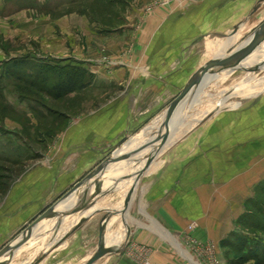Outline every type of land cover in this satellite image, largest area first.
I'll list each match as a JSON object with an SVG mask.
<instances>
[{"label": "crops", "instance_id": "crops-1", "mask_svg": "<svg viewBox=\"0 0 264 264\" xmlns=\"http://www.w3.org/2000/svg\"><path fill=\"white\" fill-rule=\"evenodd\" d=\"M13 1L0 0V78H9L2 67L4 69L14 58L35 52L41 57L51 56L87 65L106 84L99 88L101 101L95 105L86 103L84 114L74 123L70 122L65 133L58 135L56 147L40 154L44 160L33 161L14 180L4 183V193L0 195V245L3 238L18 231L32 215L51 205V199L58 195V200L93 171L124 139L127 128L145 125L147 117L152 121L162 107L166 114L176 90L174 83L179 84L186 77L178 73L184 68L179 66L176 71L173 63L189 61V51L197 60L202 58L206 31L221 32L219 36L231 41V50L243 42L249 43L256 29L264 31V0H195L190 9L181 7V19L171 27H163L160 23L168 20V13L164 16L154 11L146 13L142 25L138 21L144 11L141 5H136L131 11L136 16L124 23L120 31L115 29L111 36L101 35L93 29L88 16L33 18L28 5L16 6ZM36 11L39 12V8ZM159 27H163L161 33H157ZM125 30L133 31L134 51L139 52L143 47L145 54L133 53L129 63L104 70L99 64L102 49H123L128 42L127 37H121ZM258 46L260 51L264 48V38L253 48ZM253 54L250 53L244 62L252 63ZM262 56L261 53L253 62L251 71L252 68L264 71V65L254 67ZM262 81L264 75L259 83ZM259 91H255L260 95L255 109L261 110L258 114L261 117L256 122L261 125L264 124V88ZM0 93L9 94L2 83ZM223 114L227 115L214 114L199 119L191 128L180 129L177 125L187 122L182 112V117L173 121L170 136L146 168L134 169L133 176L120 179L123 171L119 170L117 158L112 160V165L84 181L81 186L97 179L100 173L103 191L91 199L80 220L72 219L64 227H69L71 233L65 244L57 249L70 246L67 252L71 255L72 251L81 259H87L86 262L103 250L104 254L93 264H101L99 260L109 254L107 264H134L125 261L123 254L117 256L131 240L161 255L154 264H195L192 259L201 264L181 239L191 223L196 225L191 236L197 241H213L224 246L223 240L233 230L245 201L264 179V137L252 133V120L250 133H244L238 126H245L247 119L242 123L240 118L233 116L235 112ZM0 126L22 136L14 120L2 119ZM113 141L116 144L110 152L102 154V148L105 150ZM151 153H147L145 159ZM62 156L68 157L69 161L61 160ZM111 170L115 172L110 176ZM71 203L63 201L51 217L65 212ZM82 238L85 247L81 245ZM20 248L16 244L13 251ZM57 249L53 251V257L60 254ZM175 254L183 255L186 261L172 257ZM62 259H56L52 264L75 263ZM39 264H45V261ZM219 264L227 263L223 259Z\"/></svg>", "mask_w": 264, "mask_h": 264}, {"label": "rangeland", "instance_id": "rangeland-1", "mask_svg": "<svg viewBox=\"0 0 264 264\" xmlns=\"http://www.w3.org/2000/svg\"><path fill=\"white\" fill-rule=\"evenodd\" d=\"M194 3L195 0L13 1V4L16 6L28 5L30 8V16L33 18L40 16L58 18L64 15L70 16L72 14L88 16L91 25H93V29L100 31V34L104 36H111L115 29L120 31V27L124 23H128L133 15L136 16V14H131L132 8H136V5H141L144 11V13L142 12L140 15V20L138 21L142 25L147 15L146 13L154 11L157 13L160 12V14L164 16L168 13V20H163L160 23H162L161 26L163 27H171L180 21L182 8L185 10L186 8L190 9V7L194 6ZM37 8H39V12L36 11ZM171 17L172 20H170ZM157 21L159 22L160 20ZM163 27H159L157 33H161ZM127 31L128 30H125L126 33H122L121 35L124 39L127 37L128 40L123 49L117 51H112L107 48L102 49V52L99 55L102 60L99 64H102L104 70L108 71L117 66H122V63H129L133 53L142 52L145 54L146 51L143 50V47L139 52L134 51V44L132 42L133 31ZM95 34L96 32L94 31V36ZM219 35H221V32L206 31L204 56L202 58L200 57L197 60L196 55L194 54L193 56L189 51V61H175L173 63L176 71L179 70V66L184 68V70H180L178 73H182L180 76L183 77L186 75V77H183L181 83H174V89L176 90L173 92L172 101L176 99L178 94L195 77L200 75L204 68H207L219 53H228L231 50V41H229L227 37L222 38ZM32 46L33 48L35 47V45ZM258 47L259 50H256ZM258 47L256 49L252 48L249 51L250 53H254V61H252V63L243 62L242 64L244 65H238V63L233 60L232 67L217 69L215 74L209 79L203 81L201 84V86L203 85L202 88L200 87L192 90L189 95L180 99L176 103L178 104L180 102L178 104L180 105L182 100L189 101L184 107L182 106L180 108L178 113H175L176 109L171 115L169 113V117L174 121L175 118L182 116L181 114L183 112V116L187 122L184 124H178V128H191V125H195L197 123L196 121L199 119L208 118L214 114H221L224 116L227 114L223 113L235 112L236 115L233 116L240 118L242 123L247 119V124L245 126H238V129H241L244 133H250V120H252V133H256L257 135L260 133L261 136L264 137V124H256L259 117H261V115H258L261 110L255 109V103L260 99V95H256L257 93L255 91L264 88V81L259 83L262 75H264V71H262V73L259 72L260 69L254 70L255 68H252L254 71H251V67L255 64H253V62L259 58L258 56L261 55V53L264 56V48L260 51L261 47ZM189 48L191 49V47ZM263 56L254 67L264 65ZM192 58L196 60H191ZM20 59H24L27 64L15 73L22 76L24 80L12 77L7 79L0 78V83H2L5 89H8L9 91V94L7 95L0 93V121L6 118L11 119L12 121L14 120V122L19 125V130L22 133V136H20L17 132H10L0 126V195L1 193H4V183L6 181L14 180L17 174L33 161L37 159L40 161L44 160V157H40V154L43 152L45 153L49 148L56 147L55 140L59 137L58 135L65 133L66 130H68L70 122L74 123L77 117L79 118L84 114L87 109L86 103H94L95 105L96 102L101 101L99 88L106 84V82L98 76L99 74L91 70V67L83 65L80 62L78 63L51 56L41 57L35 52H30L28 55L23 56ZM124 59H126V62L123 61ZM245 61H247V59ZM110 62H117L118 64L114 65ZM91 64L95 63L91 62ZM7 67H11V64ZM28 75L33 77L34 85H29V83L26 84L25 79H27L26 77ZM66 75L76 78L78 83L87 82L88 85L84 88L76 89L59 99H55L50 94L44 92L54 81L63 79ZM41 79H45L44 84L39 81ZM41 88L43 89L42 91L40 90ZM251 108H253V112L251 111ZM165 116L164 107H162V111H160L159 115L152 120H156L155 123H152L150 118L147 117L145 119L146 121L143 123L145 125H142L145 126V129L143 128L140 130L142 126L127 128L124 138L129 141L126 146H136V149L143 152V148L147 146L145 144L155 138L156 133L163 124ZM115 142L116 141L111 142L109 147L105 150L102 148V154L110 152L116 144ZM128 148L126 147V150H128ZM126 150L122 151V153L127 156L120 154L118 157L119 161L115 160L120 164L119 170L123 171L122 174L119 175L121 176L120 179L133 176L134 173L132 172L134 169L138 170V168H143L146 160V154L131 157L128 156L129 152ZM98 152H100V150ZM62 157L61 160H65L66 162L69 161L68 157ZM112 160L114 161V159ZM112 160L108 162L104 168L112 165ZM111 172L115 171L111 170L108 175L111 176ZM100 175L101 174L99 173L97 179L95 178L88 183L83 184L76 192L70 194L64 201H72V206L65 212L62 211L63 213H59L52 218L51 216L54 209L56 210L57 206L63 201L56 205L47 215L49 217H43L36 224L38 227L31 229L28 240L24 244L18 245L22 248L13 251L9 256L7 255L6 261V257H3L0 260V264H39L41 261H45V264H52L54 260H59V258H63V261L71 260V262H75L74 264H88V262H86L87 259H81L80 256L75 255L72 251L70 255L67 252L69 251L70 246H65L67 247L66 249L63 246L60 251L57 248L65 244L67 236L71 233L69 227H64H67L69 221L72 219L73 221L80 220V215L83 213L84 208L90 206L91 199L95 198L103 191L100 187L94 191L95 185L101 182L100 180L102 177ZM114 175L117 176L115 173ZM255 187L256 189H254L252 196L245 201V204L242 207V214L234 222L233 230L230 231L228 237L224 238V246L218 245L213 241H205V243L197 241L191 236V232L196 229L194 223H191L193 226L190 227L189 225L184 231L185 233L181 239L183 240L185 247L192 250L197 259L200 260L201 264H219L223 259L227 264H255L258 259H260L262 256V248L264 247V179ZM85 191H88L86 196L79 204H77V201ZM57 196L51 199L53 200V203L56 202ZM39 213L32 215L31 219L18 231L3 238V244L1 243L2 245H0V248L14 238V236H20L25 232L27 226L39 215ZM50 223L52 224L50 225ZM38 228H40L39 231ZM240 235L244 237L243 243L242 239L239 238ZM80 240L82 241V247H85V239L82 238ZM254 244H257L258 246L255 248ZM55 249H57V252L60 254L54 255L55 257H53L52 253ZM120 251L121 253H119ZM120 251L117 253L118 258L123 254L125 261L134 264H144L145 262L154 264V260H159L161 257V255L152 252L150 248L138 245L134 242L132 243L131 240L129 241L128 246L124 248V251L123 249H120ZM60 255L61 257H59ZM104 256H106V254ZM110 256V254L107 255V258ZM177 256L180 261H186L183 255L182 257L179 254H175L172 257L175 258ZM107 258L103 257L102 260L99 261H102L101 264H107ZM170 260L171 262L173 261L172 258H170ZM191 262L197 264L195 259H192ZM262 264H264V261Z\"/></svg>", "mask_w": 264, "mask_h": 264}, {"label": "water", "instance_id": "water-1", "mask_svg": "<svg viewBox=\"0 0 264 264\" xmlns=\"http://www.w3.org/2000/svg\"><path fill=\"white\" fill-rule=\"evenodd\" d=\"M262 29L258 28L256 29V31L253 33V38L251 39V41L248 43L247 42H243L242 44L238 45L237 47H235L234 49H232L231 51H229L228 53H219L216 58L211 61V63L207 66V68H204L202 70V72L200 73V75H198L197 77H195L176 97V99L174 101H172L168 107L166 108V116L165 119L163 121L162 124V128L160 131V135L156 138H153L148 145L143 148V152L141 150L138 149H128L126 150V145L128 143L129 140H126L125 138L119 143V145H117L110 153L108 156H106L102 162H100L99 165H97V167L91 171L88 175H86L81 181L77 182L76 184H74L70 189H68L56 202H54L53 204L47 206L41 213H39V215L33 219V221L27 226L26 231L23 232V234L19 237L18 235L14 236V238H12L9 242H7L5 245H3L0 248V254L5 252L10 246H12L14 243L18 244V245H22L24 244L28 238L30 237V231L31 229L36 226V224L45 216H47L52 210L53 208L58 205L59 203H61L62 201H64L70 194H72L73 192H76L81 184L86 181L89 180L90 178H92V175L96 174V172H101L102 168H104V166L110 162L112 159H116L120 156V153L124 150L128 151L129 154L128 156H138V155H143V154H149L150 152L151 155L147 157V159L145 160V163L143 165V168H146L152 157L159 151L160 148H162V146L164 145V143L166 142V140L168 139V137L170 136V130L173 126V121L172 119L169 117V113L172 110V108L176 105V103L186 97L187 95H189L192 90L196 89V88H200L201 84L203 83L204 80L209 79L213 74H215V71L219 68V66L226 64L229 61H233L236 58H239L240 56H242L244 53H246L247 51H249L250 49H252L253 47L257 46L260 41L262 40V38H264V31H261ZM125 148V149H124ZM121 155H126V154H121ZM129 158V157H128ZM133 159V158H132ZM132 161V160H131ZM99 187H101V184H97L94 187V191H96L97 189H99ZM92 191V190H91ZM88 191H85L83 193V195L80 197V199L77 201V204H79L84 197L86 196ZM76 204V203H75ZM76 206V205H75ZM56 216V215H55ZM13 252V250L10 249L8 250V256ZM104 254L103 250H99L95 255H93V257L88 261V264H91L92 262H94L95 260H97L99 257H101Z\"/></svg>", "mask_w": 264, "mask_h": 264}, {"label": "trees", "instance_id": "trees-1", "mask_svg": "<svg viewBox=\"0 0 264 264\" xmlns=\"http://www.w3.org/2000/svg\"><path fill=\"white\" fill-rule=\"evenodd\" d=\"M10 64H11V67H7V66H10ZM10 64L9 65L6 64V66L3 69V72L6 74V76L16 78V79H23L22 76L16 74L15 72L19 71V69H22L24 67V65L27 64L26 61L24 59L14 58ZM26 78H27V79H25L26 84L29 83V85H34V80L32 79L33 77H30V75H28ZM36 79H37V77H36ZM39 81H41L43 84L45 83V79H41ZM87 85H88L87 82L78 83L76 78H73L70 75L69 76L66 75L65 78L58 79V80L54 81L50 85L49 88L45 89L44 92H46L47 94H50L55 99H59V98L65 96L67 94H70L71 92L75 91L76 89L84 88ZM40 90L42 91L43 89L41 88ZM239 238L242 239V243H243L244 237H242L240 235ZM254 245H255V248L258 246L257 244H254ZM261 255H260L261 256L260 259H258V261L255 264H262L263 263V261H264V247L262 248Z\"/></svg>", "mask_w": 264, "mask_h": 264}, {"label": "bare ground", "instance_id": "bare-ground-1", "mask_svg": "<svg viewBox=\"0 0 264 264\" xmlns=\"http://www.w3.org/2000/svg\"><path fill=\"white\" fill-rule=\"evenodd\" d=\"M249 51L248 52H246L245 53V55H242V56H240L239 58H236L235 59V61L238 63V64H241V63H243L246 59H247V57H248V55H249ZM232 65H233V63H232V61H230V62H228L227 64H223V65H221V66H219V68L218 69H221V68H230V66L232 67ZM189 101H184V100H182V102H181V104L180 105H178V104H176L173 108H172V110H171V113H173L174 112V110L176 109V112L175 113H178L179 111H180V108L182 107V106H184L186 103H188ZM178 109V110H177ZM180 117H182V116H179L178 118L180 119ZM161 128H162V126L160 127V129L158 130V132L156 133V135H155V138L157 137V136H159L160 135V131H161ZM145 145H148V142L145 144ZM133 146V145H132ZM132 146H126L127 148L129 147L130 149L132 148V149H136V146H134V147H132ZM128 148V149H129ZM125 149V148H124ZM125 156V155H124ZM127 156V155H126ZM47 217H49V216H47ZM37 227V225L36 226H34L32 229H34V228H36ZM23 234V233H22ZM21 234V235H22ZM20 235V236H21ZM19 236V237H20ZM15 245H16V243H14L12 246H10L11 247V249L13 250L14 249V247H15ZM10 247L5 251V252H3V253H1L0 254V260L3 258V257H6L7 256V252H8V250L10 249Z\"/></svg>", "mask_w": 264, "mask_h": 264}, {"label": "built area", "instance_id": "built-area-1", "mask_svg": "<svg viewBox=\"0 0 264 264\" xmlns=\"http://www.w3.org/2000/svg\"><path fill=\"white\" fill-rule=\"evenodd\" d=\"M193 226V225H190V227ZM144 264H150L149 262H145Z\"/></svg>", "mask_w": 264, "mask_h": 264}]
</instances>
